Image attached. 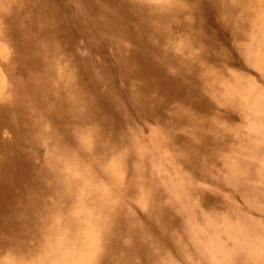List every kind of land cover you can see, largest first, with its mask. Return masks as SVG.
Segmentation results:
<instances>
[{"label":"bare ground","instance_id":"1","mask_svg":"<svg viewBox=\"0 0 264 264\" xmlns=\"http://www.w3.org/2000/svg\"><path fill=\"white\" fill-rule=\"evenodd\" d=\"M255 77L264 0H0V264H264Z\"/></svg>","mask_w":264,"mask_h":264},{"label":"rangeland","instance_id":"2","mask_svg":"<svg viewBox=\"0 0 264 264\" xmlns=\"http://www.w3.org/2000/svg\"><path fill=\"white\" fill-rule=\"evenodd\" d=\"M95 57H99L98 54H95ZM108 61V67L109 68H113V62L107 58ZM216 68V67H215ZM253 72V73H252ZM251 72V75L254 77L256 73H258L257 71L253 70ZM256 83H261V85H264V80L260 81V79L258 78H254ZM205 112V111H204ZM190 113L192 115H194L196 118L198 119H202V117H204V115H202L199 111L196 110H190ZM235 122H237L236 119H234ZM137 123V125L140 126H144L145 125V130H148L150 128L153 127V122H149L147 120H141V121H135ZM145 133H147L145 131ZM264 177V174H263ZM189 179L192 180V182L196 185V187L201 190L206 192L209 196H210V201L203 203V208L205 210L209 211H214V212H219L222 213L224 211L227 210L226 205L229 204L230 206L229 208H232V206L236 209L233 210V213H241V209L243 208V206L245 205L244 200L242 199L241 196H239V194H236L235 197H226L224 196L225 194H223V192L221 190H219L217 188V186H213L210 185L209 183L204 182L203 180L199 179L198 176L195 175H191L189 176ZM262 187H264V183L262 184ZM220 194V195H219ZM224 199L225 203L223 204L222 200ZM166 201V200H165ZM132 206L130 207V211H132L133 213H136V215L138 214H143L146 210V206H145V202L143 200H134ZM128 207V206H127ZM128 207V208H129ZM255 209H251L250 212H246L245 215L247 218L253 220L255 222V226L258 227L259 230H264V206L262 203L257 202L255 204ZM174 212H176L175 209H173ZM11 236H9V234H7V237L5 238V242H10ZM0 256H4L6 255V253L11 256L12 254L14 256H16V254L18 253L17 250H12V251H2V249H0ZM188 254V253H187ZM188 256V260L190 261V254L187 255ZM213 258H215L216 260L221 259V256L218 254L217 256H215V254L213 253L212 255ZM135 262L140 263V261L138 260V258L134 259Z\"/></svg>","mask_w":264,"mask_h":264}]
</instances>
